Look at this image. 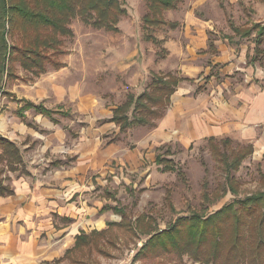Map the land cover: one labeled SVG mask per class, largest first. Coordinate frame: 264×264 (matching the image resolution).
Wrapping results in <instances>:
<instances>
[{
	"label": "crops",
	"instance_id": "obj_1",
	"mask_svg": "<svg viewBox=\"0 0 264 264\" xmlns=\"http://www.w3.org/2000/svg\"><path fill=\"white\" fill-rule=\"evenodd\" d=\"M138 45L126 54L129 60L122 79L130 84L129 90L123 80L115 79L108 99L85 88L67 60H61L62 68H48L27 82L21 68L20 79L7 83L5 91L11 96H0V140L12 142L19 151L15 156L0 147V188L11 192L0 193V264H53L75 245L81 231H100L108 228V222H120L122 217L113 210L102 211L117 194L107 188L106 175L115 182L124 181L130 195L137 187L128 176L138 175L145 180V191L156 184L150 181L152 177L168 174L156 164L163 145L186 150L210 137L234 142L249 137V141L264 144V85L259 83L236 88L235 95L226 100L221 89L195 95L182 82L155 128L138 126L120 134L116 123L109 120L113 111L128 94L142 93L151 79L144 64V47ZM172 55L171 50L168 58ZM218 58L212 57L213 63ZM13 96L68 112L70 117L58 115L60 123L55 124L34 109L21 117L18 111L24 102L17 103ZM63 119L71 120L70 124H63ZM118 136L120 141L109 142ZM171 152L168 158L173 159L175 151ZM58 160L60 166L54 165ZM98 189L101 196L95 195Z\"/></svg>",
	"mask_w": 264,
	"mask_h": 264
},
{
	"label": "trees",
	"instance_id": "obj_2",
	"mask_svg": "<svg viewBox=\"0 0 264 264\" xmlns=\"http://www.w3.org/2000/svg\"><path fill=\"white\" fill-rule=\"evenodd\" d=\"M181 1L145 0L147 13L143 16L142 29L148 41L160 42L154 35L155 30L177 28L178 23L168 21L165 12L175 10ZM258 1L264 4V0ZM126 14L127 9L121 0H0V96H11L5 87L8 82L20 79L18 66L34 78L46 73L48 65L55 70L64 66L60 60L66 54L63 49L64 37L74 35L70 26L75 18L81 17L95 28L117 33L120 18ZM227 21L234 36L253 38V53L248 51L247 64L262 66L264 21L248 26H236L231 18ZM226 38L231 39V36ZM213 47L214 40L210 38L209 48ZM187 81L194 82V79L171 72L153 73L145 90L137 96L128 94L109 120L116 123L120 134H126L129 129L138 126L155 128L165 116L177 87ZM13 97L17 103L24 102L18 111L21 117L30 109L51 118L55 124L60 123L58 115L70 117L68 112L51 110L42 104ZM118 141L119 136L109 142ZM207 141L211 155L225 177L224 183L217 185L212 192L207 182L202 185V197L206 200L204 205L209 206L210 202L213 204L214 200L228 193L239 194L241 183L236 173L243 161L253 154L254 146L234 145L230 138L210 137ZM0 147L5 153H14L15 156L19 151L9 141L0 140ZM170 155L171 148L167 146L166 154L156 156L160 171L176 172L185 180V173L173 159L168 158ZM53 164L60 166L61 162L58 160ZM136 191L131 189L130 193L135 196ZM0 193L11 192L8 188H0ZM166 199L171 203L169 190ZM136 205L137 202L133 201L132 206ZM170 206L174 210L173 205ZM205 209L192 215L179 216L160 230L152 216L141 214L133 219L125 206H104L102 211L113 210L122 217L121 221L108 222V228L104 230L90 233L81 231L76 236L75 245L52 263L69 260L71 264H94L90 259L95 254L96 264V256L111 257L113 248L121 244L130 245L145 236L147 239L135 253L136 259L143 264H158L159 258L165 256H175L182 261L187 256L199 264H264V190L236 198L212 213L206 214Z\"/></svg>",
	"mask_w": 264,
	"mask_h": 264
},
{
	"label": "rangeland",
	"instance_id": "obj_3",
	"mask_svg": "<svg viewBox=\"0 0 264 264\" xmlns=\"http://www.w3.org/2000/svg\"><path fill=\"white\" fill-rule=\"evenodd\" d=\"M121 3L127 9V14L120 18L117 25L119 32L113 33L103 28H95L85 23L81 17H77L70 26L74 35L64 37L63 49L66 54L62 55L60 60H67L71 64L73 74L80 75L78 77L83 80L85 88L98 91L103 98L108 99L111 95L109 88L115 79L123 80L125 63L129 60L126 54L131 49H135L136 43H139V47L141 45L144 47V64L148 67L151 77L153 73L169 72L188 76L194 79V82L187 81L183 87L194 90L195 95L221 89L224 98L229 100L235 95L236 88L240 90L245 87L246 89L253 83L264 85V62L262 66L258 64L251 66L247 64V57L244 56L246 48L247 53L248 51L253 53V38L234 36L227 21L231 18L236 26L263 22L264 4L258 0H182L175 10L165 12V18L168 21L178 23L177 28L166 27L154 31V35L160 40L159 43L148 41L142 29L143 16L147 13L145 0H121ZM226 36H231V39ZM210 38L214 40L215 46L211 49L209 48ZM205 43L208 48H197ZM190 47L195 50H190ZM168 49L173 53L170 58H168ZM197 55L199 57L196 58ZM214 56H219L216 63L212 60ZM48 68L52 70L50 65ZM21 70L18 68V71ZM22 76L25 82L34 78L27 72H24ZM99 86L101 90H98ZM123 87L129 90L130 84L123 80ZM197 89L199 90L196 93ZM70 121L63 119L62 123L70 124ZM246 129L248 132L249 128ZM234 143V145L253 144L254 146L253 154L243 161L239 172L236 173L241 183L237 196L228 193L221 199L214 200L213 204L210 202L209 206L204 205L206 200L202 197L204 190L202 185L207 182L212 192L217 185L223 184L225 179L205 139L197 141L186 150L179 145L171 146V149L175 151L172 158L185 173V180L176 172H168L164 176L157 174L150 181L158 183V186L155 184L145 187L144 191L142 189L145 184L144 178L129 175L128 179L137 187L135 196H132L127 192L124 181L115 182L110 174L106 175L107 188L111 194L117 190V194L115 193L116 198L108 201L105 206L113 207L117 203L125 206L127 213L133 219L141 214L152 216L156 221L155 226L161 230L179 216L201 212L204 207H206V214L212 213L236 198H244L264 190L263 142L249 141V137H245L242 141L235 139ZM163 146L160 152L166 154L168 145ZM6 174L9 176L8 173ZM167 190L171 192V203L166 199ZM102 194L101 189L95 193L100 196ZM133 201L137 202L134 207ZM170 204L173 205L174 210ZM146 239L147 237L144 236L130 245L121 244L113 248L111 257L96 256V264H143L136 259L135 253ZM94 256L95 254L90 260L95 264ZM183 263L199 264L187 256L183 258V261L175 256H165L158 260V264ZM57 264L71 263L65 260Z\"/></svg>",
	"mask_w": 264,
	"mask_h": 264
}]
</instances>
